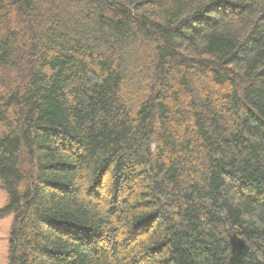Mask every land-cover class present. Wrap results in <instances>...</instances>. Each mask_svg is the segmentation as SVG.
Segmentation results:
<instances>
[{
	"label": "trees",
	"instance_id": "16d2710c",
	"mask_svg": "<svg viewBox=\"0 0 264 264\" xmlns=\"http://www.w3.org/2000/svg\"><path fill=\"white\" fill-rule=\"evenodd\" d=\"M7 264H264V0H0Z\"/></svg>",
	"mask_w": 264,
	"mask_h": 264
},
{
	"label": "rangeland",
	"instance_id": "374dc122",
	"mask_svg": "<svg viewBox=\"0 0 264 264\" xmlns=\"http://www.w3.org/2000/svg\"><path fill=\"white\" fill-rule=\"evenodd\" d=\"M6 192L0 187V207L5 203ZM11 230V215L6 214L0 219V264H7L9 237Z\"/></svg>",
	"mask_w": 264,
	"mask_h": 264
}]
</instances>
